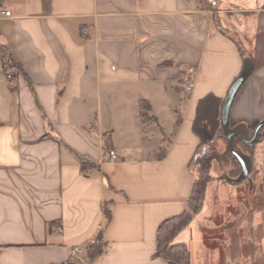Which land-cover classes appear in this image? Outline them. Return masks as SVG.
<instances>
[{
  "label": "crops",
  "instance_id": "obj_1",
  "mask_svg": "<svg viewBox=\"0 0 264 264\" xmlns=\"http://www.w3.org/2000/svg\"><path fill=\"white\" fill-rule=\"evenodd\" d=\"M0 7L12 12L0 17V264H177L160 255L159 229L187 210L244 69L240 50L254 68L231 124L264 122V0ZM9 61L19 69L14 88ZM194 230L197 241L178 240L187 230L177 238L191 264H220L219 249L209 252ZM100 233L103 255L90 261ZM237 249L226 264H255L264 241Z\"/></svg>",
  "mask_w": 264,
  "mask_h": 264
},
{
  "label": "rangeland",
  "instance_id": "obj_2",
  "mask_svg": "<svg viewBox=\"0 0 264 264\" xmlns=\"http://www.w3.org/2000/svg\"><path fill=\"white\" fill-rule=\"evenodd\" d=\"M261 138L264 141V133ZM254 148L252 174L249 180L244 181L240 176L241 168L227 153L228 146L224 140L218 139L208 148L207 155L214 164L211 171L213 179L207 185L202 209L193 216L192 227L178 238L186 243L192 239L197 241L194 229L198 224L207 250L219 249L221 252L220 264H226L227 253L238 250V243L264 241V142L257 143ZM234 150L252 162L249 156L251 148L247 150L237 138ZM262 256L255 257L254 263L264 264V251Z\"/></svg>",
  "mask_w": 264,
  "mask_h": 264
},
{
  "label": "trees",
  "instance_id": "obj_3",
  "mask_svg": "<svg viewBox=\"0 0 264 264\" xmlns=\"http://www.w3.org/2000/svg\"><path fill=\"white\" fill-rule=\"evenodd\" d=\"M198 1L202 4V0H198ZM240 52L242 53L244 57V61L246 59H250L252 61V58L249 55H246L242 50H240ZM257 126H255L254 128H248L249 135L251 137H253L254 131ZM229 127L235 128L237 127V124H231V120H230ZM263 133H264V128L260 131L257 141L253 144L246 143L237 138L240 142H242L245 145V148L247 150L251 148V150H249L251 151L249 156L252 161L251 167H250L251 168L250 175L252 174V167H253V162H254V155H253L255 152L254 146L257 143H260L262 141L261 137L263 136ZM218 139H222L226 142V144H228L227 136L225 133V128L223 125H222L221 131H220V134L217 140ZM227 153L240 166L241 168L240 176H241L242 166L239 160L229 150H227ZM163 155L164 153L162 154V156ZM213 168H214V164L212 163V158L207 155V152H205L199 162L195 182L193 185L192 194L187 201L186 212L178 217L165 221L161 225L159 229V234H158V248H159L160 255L164 259L175 262L177 264H191V256H190V251L188 247L179 244L177 242V238L185 230L191 227L194 221L193 216L197 215L199 211L202 209L204 198L207 192V185L213 179V176L211 173ZM244 180H249V178H242V181ZM104 211H105V216L107 218V222H109L111 220V214H112L110 203L105 204ZM103 249L104 248L102 246V233H100L99 236L96 238V240L89 243L88 245V256H89L90 261H95L97 258L102 256L103 251H104Z\"/></svg>",
  "mask_w": 264,
  "mask_h": 264
},
{
  "label": "water",
  "instance_id": "obj_4",
  "mask_svg": "<svg viewBox=\"0 0 264 264\" xmlns=\"http://www.w3.org/2000/svg\"><path fill=\"white\" fill-rule=\"evenodd\" d=\"M253 68H254L253 62L250 59H246L244 63L243 72L231 86L222 110V125L225 128V133L228 140V144H227L228 150L232 154H234V156L239 160L242 166V178H250L251 163L248 161V159L245 156L241 155L240 153L234 150V141L236 138H238L246 143H250V144L255 143L258 139L260 131L264 128V122L258 124L251 139H248L250 135L246 125L242 124L235 128H230L229 122H230V113L233 102L241 87L251 76L253 72Z\"/></svg>",
  "mask_w": 264,
  "mask_h": 264
},
{
  "label": "built area",
  "instance_id": "obj_5",
  "mask_svg": "<svg viewBox=\"0 0 264 264\" xmlns=\"http://www.w3.org/2000/svg\"><path fill=\"white\" fill-rule=\"evenodd\" d=\"M1 16H5V17H11L12 16V12L11 11H6L3 8L0 7V17ZM19 69L18 66L12 62L9 61L6 65H5V75L10 83V87L14 88L15 84H16V75L18 73ZM194 88V84L193 82H190L187 86V92L190 93ZM110 160L111 161H115L118 159V155L116 154V152H110L109 154ZM82 252L81 248H77L75 250V253L79 254Z\"/></svg>",
  "mask_w": 264,
  "mask_h": 264
}]
</instances>
